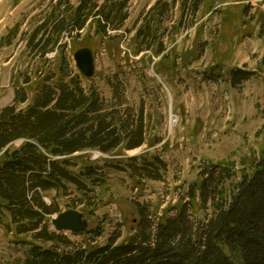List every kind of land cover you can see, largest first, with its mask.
I'll return each mask as SVG.
<instances>
[{
  "label": "trees",
  "instance_id": "obj_1",
  "mask_svg": "<svg viewBox=\"0 0 264 264\" xmlns=\"http://www.w3.org/2000/svg\"><path fill=\"white\" fill-rule=\"evenodd\" d=\"M131 1L80 0L73 7L60 0L30 35L27 48L44 60L63 49L57 70L39 74L34 83L25 77V85H36L31 103L26 86L18 85L13 104L0 110V227L32 239L25 241L29 251L23 264H264V157L229 191L227 183L237 175L234 166L206 167L201 182L190 189L189 203L157 224L147 207L138 206L136 232L122 243L117 232L106 246L97 244L104 234L101 225L81 234L83 245L53 230V218L65 212L59 198L77 193L78 198L71 199L74 206H66L86 210L95 189L106 184L104 168L91 161L92 153L110 155L163 141L150 140L151 118L144 106L130 104L123 83L109 80L111 99L94 86L84 87V78L73 72L63 52L67 45H60L65 34L75 48L93 43L94 36L79 41L91 29L97 38L119 40L111 32L125 27ZM217 1L182 0L180 25L187 15L193 18L202 6L214 8ZM169 11L170 4L163 0L151 7L135 36L136 54L154 46L159 47L157 56L164 54L161 31ZM230 76L235 85L251 79L238 70ZM126 168L137 180L161 181L168 166L153 155L129 158ZM198 199L211 205L215 215L197 223L191 211Z\"/></svg>",
  "mask_w": 264,
  "mask_h": 264
},
{
  "label": "rangeland",
  "instance_id": "obj_2",
  "mask_svg": "<svg viewBox=\"0 0 264 264\" xmlns=\"http://www.w3.org/2000/svg\"><path fill=\"white\" fill-rule=\"evenodd\" d=\"M59 1L0 0V110L13 104L16 88L25 85L27 75L34 83L39 74L57 70L63 48L50 52L47 62L27 48V41ZM68 1L76 7L80 0ZM158 1L132 0L125 27L111 32L112 37H120L117 41L97 38L94 29L83 32L79 40L83 43L84 38L94 36L93 43L85 46H72L68 34L61 38L60 45H67L63 52L75 74L79 73L75 52L82 48L94 52L96 74L90 81L82 79L84 87L94 86L111 99L109 80L123 83L130 104L144 106L151 118L150 140L163 139L154 147L110 155L92 153L91 161L104 168L107 182L95 189L89 209L66 206H74L77 193L59 198L63 211L83 213L89 229L104 228L97 240L101 246H106L114 233L122 234L118 243L135 234L140 220L138 206L147 207L156 224L166 215L174 217L176 210L189 203L190 189L201 182L206 167L234 166L237 175L227 183L229 191L264 157V0H218L214 8L206 4L195 17L187 15L181 25L182 0H163L170 4L161 31L165 52L157 56L159 47L154 46L136 54V33ZM234 70L249 73L251 79L233 84L230 73ZM25 86L31 103L36 85ZM153 155L168 166L161 181H140L131 176L126 168L129 158ZM50 200L45 197L47 203ZM213 215L211 205H203L200 199L195 212L191 211L197 223ZM65 235L75 244L85 242V236ZM31 240L0 227V264H23L29 251L25 241Z\"/></svg>",
  "mask_w": 264,
  "mask_h": 264
},
{
  "label": "water",
  "instance_id": "obj_3",
  "mask_svg": "<svg viewBox=\"0 0 264 264\" xmlns=\"http://www.w3.org/2000/svg\"><path fill=\"white\" fill-rule=\"evenodd\" d=\"M74 59L82 75L86 78H92L95 75V59L91 49H80L75 53ZM52 223L59 232L69 231L74 234H79L88 229V223L84 219L83 213L75 210H69L60 214L53 219Z\"/></svg>",
  "mask_w": 264,
  "mask_h": 264
}]
</instances>
